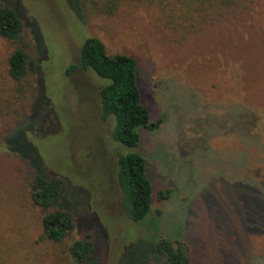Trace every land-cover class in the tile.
Listing matches in <instances>:
<instances>
[{
  "label": "rangeland",
  "instance_id": "374dc122",
  "mask_svg": "<svg viewBox=\"0 0 264 264\" xmlns=\"http://www.w3.org/2000/svg\"><path fill=\"white\" fill-rule=\"evenodd\" d=\"M1 2L25 29L18 41L0 36V264H147L162 238L185 244L191 264H264V198L246 185L264 189V0H227L193 27L135 0L113 10L105 0ZM87 35L137 62L159 125L136 149L119 145L113 118H101L100 78L66 72ZM18 46L39 65L22 89L8 72ZM134 151L154 186L139 222L126 217L118 182L119 153ZM35 166L63 180L53 208L73 214L75 229L61 241L43 237ZM90 234L92 260L75 261L71 245Z\"/></svg>",
  "mask_w": 264,
  "mask_h": 264
},
{
  "label": "trees",
  "instance_id": "16d2710c",
  "mask_svg": "<svg viewBox=\"0 0 264 264\" xmlns=\"http://www.w3.org/2000/svg\"><path fill=\"white\" fill-rule=\"evenodd\" d=\"M120 1L105 0V5L109 10H113ZM135 1L158 6L167 13L168 21L172 24L181 21L183 17L187 27L189 25L193 27L194 21L208 18L213 9H221L227 4V0ZM188 20H192L193 23L190 24ZM24 29V22L18 12L1 2L0 36L11 41H18ZM38 66V62L32 59L28 51L21 46L16 47L8 58L9 75L16 84L21 86V89L25 86L29 74L36 72ZM79 69L92 71L101 80L99 87L101 118L103 120L113 118V139L124 147L138 148L142 133L157 129L159 122L151 120L149 109L143 103L135 58L125 53L110 54L101 38L87 35L81 44L78 62L71 64L66 72L72 74ZM9 149L21 154L16 149L10 147ZM24 160L27 161L26 158ZM148 167L147 158L138 151L119 153L118 182L122 191L124 213L134 222L146 219L152 211L154 186ZM34 168L36 171L33 170L31 174V196L36 205L48 211L42 220L43 237L52 241H61L75 229L73 214L53 208L54 204L61 200L63 180L60 177L48 178L38 171L36 166ZM246 185L251 186L258 194L261 193L260 195L264 198L262 195L264 189ZM170 194V190H163L160 192V198L167 199ZM153 242V250L148 251L147 264H155L151 261L153 259H160V264H191L189 250L182 242L175 244L166 238ZM70 251L75 261L90 262L96 251L93 234L76 240L71 245ZM231 253L234 256L229 254L228 256L231 259L235 258V253ZM233 260L237 261V258Z\"/></svg>",
  "mask_w": 264,
  "mask_h": 264
}]
</instances>
